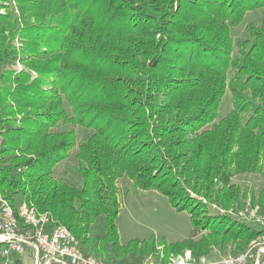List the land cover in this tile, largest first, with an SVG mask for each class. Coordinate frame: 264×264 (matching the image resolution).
Instances as JSON below:
<instances>
[{
  "label": "trees",
  "instance_id": "obj_1",
  "mask_svg": "<svg viewBox=\"0 0 264 264\" xmlns=\"http://www.w3.org/2000/svg\"><path fill=\"white\" fill-rule=\"evenodd\" d=\"M250 9L264 0H0V196L66 226L86 255L134 264L156 240L119 241L127 177L189 212L159 264L244 250L260 229L232 210L249 198L264 214V191L231 180L264 161V15L236 40L230 29ZM226 88L232 108L214 122ZM2 251L0 264H32L29 245Z\"/></svg>",
  "mask_w": 264,
  "mask_h": 264
},
{
  "label": "rangeland",
  "instance_id": "obj_2",
  "mask_svg": "<svg viewBox=\"0 0 264 264\" xmlns=\"http://www.w3.org/2000/svg\"><path fill=\"white\" fill-rule=\"evenodd\" d=\"M263 15L264 9L247 10L244 14L243 22L237 26H233L230 29L232 38L236 40L240 34L245 32V26L248 22L257 21ZM231 108L232 96L230 90L226 88L220 100L214 122L223 117L227 112L230 111ZM75 151L76 149L69 152V156L55 166V173L57 175L67 176L65 171L69 170L70 162L74 161ZM231 181L240 185L242 189L245 188L247 191H254L256 194L261 190L264 191V161L262 162V169L260 172L237 173L232 176ZM171 191V193H175V189ZM118 193L120 199V211L117 216V228L120 243L125 244L127 241L135 238L146 239L154 237L156 240L155 254L150 253L144 259H140V261L143 260L144 262L147 258H154V260H156V252L161 250L162 244L159 240L174 242L188 237L191 228L189 212L187 210L175 209L164 194L155 189L137 188L127 177H122L119 179ZM198 198H201L203 202L205 201V199H203L200 195ZM16 201H19V195L16 196ZM246 202L247 203L245 206L247 205L246 209H248L251 207L250 199L246 198ZM195 205L193 208L196 209L198 205ZM211 208L214 210L218 209L215 206H211ZM221 211L228 213L230 212V209L227 211L221 209ZM232 211L234 212L235 210ZM242 220L253 225L249 221L244 219ZM255 239L256 237L254 240ZM252 241L253 240H251L248 243V246L240 252L246 251L249 246L253 244ZM240 252H236L235 254ZM251 253L252 251H250V255ZM227 255H230V253ZM223 256L226 255L214 249L208 254V256L204 257V259L211 261L220 259ZM23 258L26 262H31V259L27 253L23 256ZM254 260V257H248L245 264H264V255L259 256L256 263H254ZM140 261L134 257L131 262L134 264H141L142 262L140 263Z\"/></svg>",
  "mask_w": 264,
  "mask_h": 264
},
{
  "label": "built area",
  "instance_id": "obj_3",
  "mask_svg": "<svg viewBox=\"0 0 264 264\" xmlns=\"http://www.w3.org/2000/svg\"><path fill=\"white\" fill-rule=\"evenodd\" d=\"M237 217L249 221L260 229L256 239L246 251L230 254L220 259L196 262L189 250L169 256L165 264H245L248 257L257 262L264 253V214L258 206L232 212ZM0 243L3 255L20 252L24 245L33 249L32 264H105L94 256L86 255L78 247L74 234L64 225H52L46 213L37 212L26 202L13 207L0 196ZM250 251H252L250 255ZM141 264H159L147 258Z\"/></svg>",
  "mask_w": 264,
  "mask_h": 264
}]
</instances>
